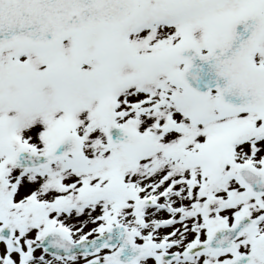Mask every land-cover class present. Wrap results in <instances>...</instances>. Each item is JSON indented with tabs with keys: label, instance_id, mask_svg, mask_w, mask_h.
I'll list each match as a JSON object with an SVG mask.
<instances>
[{
	"label": "snow or ice",
	"instance_id": "snow-or-ice-1",
	"mask_svg": "<svg viewBox=\"0 0 264 264\" xmlns=\"http://www.w3.org/2000/svg\"><path fill=\"white\" fill-rule=\"evenodd\" d=\"M0 264H264V0H0Z\"/></svg>",
	"mask_w": 264,
	"mask_h": 264
}]
</instances>
